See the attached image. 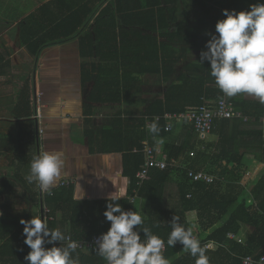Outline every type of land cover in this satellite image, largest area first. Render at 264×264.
<instances>
[{"label": "trees", "instance_id": "16d2710c", "mask_svg": "<svg viewBox=\"0 0 264 264\" xmlns=\"http://www.w3.org/2000/svg\"><path fill=\"white\" fill-rule=\"evenodd\" d=\"M256 3H264V0H76L63 4V13L59 14L50 10V2L19 24L20 43L32 56L47 45L78 37L80 58L84 61L82 82H93L87 101L146 106L139 118L133 115L122 120L118 116L119 128L113 123L112 129L101 131L99 136L102 150L122 154L124 176L130 181L128 197L118 203L126 211H135L134 203L140 199L148 204L147 214L141 215L143 224L134 230L140 232L142 239L141 229L144 228L161 238L165 244L162 254L169 264H195L196 259L179 243L175 247L167 244L172 230L169 221L173 216L179 217L181 226L190 229L192 234L193 225L202 235L222 223L200 241L209 264H242L245 257L257 260L264 255V123L262 125L259 120L264 115V103L243 100L240 94L225 96L210 75L208 62L201 65L200 54L196 60H189L192 51L206 50L205 43L210 39L212 27L214 29L216 21L224 18L222 9L249 10V6ZM98 8L100 12L92 20ZM88 24L90 31L81 33ZM182 60L186 61L184 72L176 77V68ZM3 68H0V75H9L7 71L1 74ZM160 81L166 86L162 98L151 101L140 98L144 88ZM22 94L20 104L28 108L27 84ZM223 97L241 117L234 114L231 118L213 119L211 134L218 136V142L206 144L188 125L190 128L184 131L183 143L166 145L163 149L168 163L174 160L178 168L154 169L138 188L135 175L144 162L142 142L147 141L156 151L155 144L171 136L177 124L172 123V132H165L167 122L163 115L195 109L207 101L212 102L209 103L212 106ZM154 117L160 118L156 122L157 134L146 129L147 122L152 124ZM127 124L130 125L127 127ZM255 124L262 125L261 129L255 132L239 130L240 126ZM119 137H122L121 143ZM246 137L255 138L253 145L258 143L256 159L261 168L248 187L241 185L249 166L242 163L244 154L239 152V139ZM111 142L121 146L107 147ZM190 152L194 153L193 157L189 156ZM188 170L204 171L214 180L209 184L192 183L187 178ZM174 173L181 175L180 181L175 182L179 203L166 211L162 209L163 192L174 179ZM136 189L137 196L133 199ZM72 195V188L67 187L58 192L48 191L42 199L37 196L36 203L41 202L47 210L49 228L59 229L65 239L68 236L74 241L88 240L106 232L110 226L103 216L107 201L78 202L73 201ZM59 209L64 214L60 222H56L55 213ZM243 226L253 228L243 244L227 238L228 234H240ZM10 229L0 231V264H28L24 256L30 249L23 242L22 228ZM65 239L56 242V246L66 247ZM208 242L217 245V249H206ZM72 257L78 259L79 264H106L94 250H75Z\"/></svg>", "mask_w": 264, "mask_h": 264}, {"label": "crops", "instance_id": "0c3cea01", "mask_svg": "<svg viewBox=\"0 0 264 264\" xmlns=\"http://www.w3.org/2000/svg\"><path fill=\"white\" fill-rule=\"evenodd\" d=\"M74 1L76 0H61V3L58 0H0V56L3 58L0 68L4 67L1 74L5 71L9 74L0 75V231L11 230L10 228L23 229V225L19 223L20 219L27 220L32 215L46 218L43 213L45 207L41 202L36 203L37 196L42 199L41 188L38 182H29L27 179L32 159L45 152L60 153L63 159L59 177L46 192L66 189L67 187L60 186V183L72 180L73 185L70 188L73 201H106L107 194L115 190L114 185L126 187L128 197L130 181L124 176L122 154L102 150L103 143L99 135L101 131L112 129L113 123L118 127V116L122 120H128L133 115L139 118L146 106L137 103L132 105L87 101L93 82H82L81 66L84 61L80 58L78 37L67 42L47 45L36 56H32L20 43L19 24L25 18L50 2V10L61 14L63 4L68 5ZM99 12L100 8L93 14L92 20ZM89 25L84 27L81 33L90 31ZM211 34H215L213 27ZM191 53L193 58L189 57V60L193 59L192 61L200 54L197 50ZM185 62L182 60L178 64L176 77L184 72L182 68ZM25 84L28 108L20 104ZM31 89L39 94L40 119H34L37 96L35 92H30ZM165 90V84L160 81L147 89L144 88L140 98L147 101L162 98ZM240 95L243 100L260 103L251 95ZM259 120L263 125L264 115ZM129 125L127 124V127ZM262 125L240 126L239 130L255 132L260 130ZM187 128H190L187 124H175L173 134L155 144L156 152L162 155L166 145L179 146L183 143L184 131ZM121 138H118L120 143ZM254 139H239V152L244 154L242 163L249 166L248 168L259 162L256 159L258 143L253 145ZM217 140L218 136L211 134L205 143L216 144ZM114 143L107 144V147L121 146L120 143ZM207 153L210 154L211 151L208 150ZM172 185L176 187L174 180L166 185L163 192L162 209L166 211H170L166 206L174 197L173 193L167 191L168 186ZM134 205L137 213L147 214V203L143 204L140 199L135 201ZM63 214L61 209L57 210L55 221L60 222ZM221 225L222 223L217 224L202 235L198 234L197 226L193 225V237L200 242L209 232ZM245 233L246 240L249 233ZM207 244L213 247L209 250L217 249V245L212 242Z\"/></svg>", "mask_w": 264, "mask_h": 264}, {"label": "clouds", "instance_id": "9594fccd", "mask_svg": "<svg viewBox=\"0 0 264 264\" xmlns=\"http://www.w3.org/2000/svg\"><path fill=\"white\" fill-rule=\"evenodd\" d=\"M222 15L224 18L215 23V34H209L199 63L208 62L210 75L225 96L243 93L264 103V3L251 4L249 10L222 9ZM148 131L157 134V123L150 124ZM62 167L60 153L45 152L32 159L27 179L38 182L42 190H48ZM113 187L115 190L107 194L103 212L110 226L95 238L94 251L106 264H169L161 251L164 241L147 228L141 229L142 239L140 232L134 230L143 224L142 216L136 211L124 210L118 203L127 197L126 187ZM19 223L23 225V242L30 249L24 256L28 264H78V259L72 257L77 244L56 246V242L65 237L59 229H50L41 215H32L27 220L22 218ZM169 223L172 230L167 244L175 247L179 243L196 258L195 264H209L206 250L190 229L181 226L179 217L173 216Z\"/></svg>", "mask_w": 264, "mask_h": 264}, {"label": "built area", "instance_id": "2783aa9c", "mask_svg": "<svg viewBox=\"0 0 264 264\" xmlns=\"http://www.w3.org/2000/svg\"><path fill=\"white\" fill-rule=\"evenodd\" d=\"M30 92L33 94L35 92L36 98V108H35V116L34 119H40L41 118V105H39V94H36V91L30 90ZM212 102L207 101L204 105L197 107L195 109H190L185 112L181 113H166L163 115V119L167 122L165 126V132H172L173 127L172 123H185L187 125H190L192 129L194 130V133L197 135V138L201 141H205L212 133L213 129V119L216 118H231L234 114H236L238 117H241L240 113H234L232 103L228 102L225 97L222 99L217 100L212 106L209 105ZM209 105V106H208ZM159 117H154V122L159 121ZM247 120L246 118L244 119ZM150 125L149 122H147L146 129H148V126ZM142 154L144 157L143 164L140 165L135 177H136V185L139 188L142 186L144 181L148 178L150 172L152 170H159L164 171L168 168V166H172L175 168H178L177 162L174 160H171L170 163L167 161V157L164 154H158L156 151H154L147 141L142 142ZM190 157L194 156L193 152H190ZM187 178L192 183H198V182H204V183H212L214 178L207 174L204 171H198L194 172L192 170L187 171ZM73 185L72 180L63 181L60 183V186L62 187H70ZM42 194H45L47 190H42ZM137 196V189L134 190V197ZM133 197V199H134ZM189 197V196H188ZM133 199H130V201H133ZM43 213L46 216L47 210L43 208ZM42 218V216H41ZM44 218V217H43ZM47 220V218H44ZM98 236H93L92 238L88 240H82V241H74L70 237H66L65 243L68 245L69 243L75 242L77 244L76 250L79 251H86L91 252L94 250V244H95V238ZM195 238V237H194ZM227 238L230 240H235L239 244H243V240L240 237H236V235L228 234ZM206 249L213 248L211 244L205 245ZM165 250V244L164 247L161 249L162 252ZM79 264V263H78ZM242 264H264V255L255 260L253 257L248 256L242 259Z\"/></svg>", "mask_w": 264, "mask_h": 264}, {"label": "rangeland", "instance_id": "374dc122", "mask_svg": "<svg viewBox=\"0 0 264 264\" xmlns=\"http://www.w3.org/2000/svg\"><path fill=\"white\" fill-rule=\"evenodd\" d=\"M182 9H183V11L184 10L186 11V9H184V7H182ZM206 141H207V139L205 140V142ZM258 165H259L258 163L255 164V165H251L250 168L245 170V174H244L243 179L241 181V185L242 186L248 187V185L252 182V180L255 179V177H257L258 172L260 173V171H261V168ZM173 178H174L173 179L174 182H176V180L180 181V178H181L180 173H174ZM167 191H169L170 193H173V195H174L173 199L169 200L168 201V205L166 206V209L172 210V209L176 208L177 207L176 204L179 203L178 202V195H177V187H175L173 185L172 186H168ZM174 205H176V206L173 207ZM252 230H253V228L250 227V226L249 227L248 226H243L242 230H241V233L236 235V237H240L244 241L245 240V236H246L245 232H248L250 234L252 232Z\"/></svg>", "mask_w": 264, "mask_h": 264}, {"label": "bare ground", "instance_id": "6f19581e", "mask_svg": "<svg viewBox=\"0 0 264 264\" xmlns=\"http://www.w3.org/2000/svg\"><path fill=\"white\" fill-rule=\"evenodd\" d=\"M69 34V33H68Z\"/></svg>", "mask_w": 264, "mask_h": 264}]
</instances>
